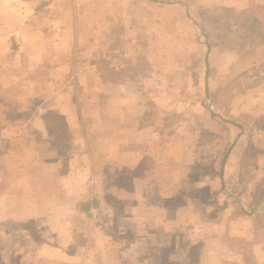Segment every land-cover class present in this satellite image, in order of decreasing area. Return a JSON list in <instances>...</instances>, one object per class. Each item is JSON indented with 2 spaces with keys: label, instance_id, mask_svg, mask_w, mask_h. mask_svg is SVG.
I'll use <instances>...</instances> for the list:
<instances>
[{
  "label": "rangeland",
  "instance_id": "obj_1",
  "mask_svg": "<svg viewBox=\"0 0 264 264\" xmlns=\"http://www.w3.org/2000/svg\"><path fill=\"white\" fill-rule=\"evenodd\" d=\"M46 1L51 7L42 4ZM72 1L77 37L106 35L95 43L98 54H85L92 50L88 41L58 40L54 0H0V264H150L152 254L158 255L157 264L169 259L182 264L187 249L194 260L206 235L241 228L224 212L236 206L234 199L214 197L220 187L214 163L239 130L212 120L210 112L232 121L251 119L246 107L264 96V66L251 67L247 59L253 42L261 40L253 31H260L264 20L254 23L247 19L252 12L245 13L233 21L235 44L224 41L209 49L207 97L205 35L188 14L209 23L212 9L224 6L220 0H172L186 2L188 13L176 3L156 8L145 0H136V6L135 0ZM113 7L117 18L129 23L106 24ZM125 25L144 35L136 52L124 51ZM245 32L250 36H241ZM92 60L99 62L97 78L136 74L147 79L148 88L152 80L158 124L169 128L159 129L152 142L160 165L168 164L153 185L134 182L140 169L132 158L122 160L124 168H110L111 153L99 145L113 136L103 133L107 128L98 117L71 113L76 105L96 113L108 95L100 78H88ZM138 96L150 92L141 88ZM254 124L264 128V119ZM257 145L263 147L264 136L249 133L239 143L235 157L245 160V149L252 166L236 161L226 179L227 191L248 209L264 191V153ZM92 199L98 203L89 217L80 208ZM7 208L13 209L10 215Z\"/></svg>",
  "mask_w": 264,
  "mask_h": 264
},
{
  "label": "crops",
  "instance_id": "obj_2",
  "mask_svg": "<svg viewBox=\"0 0 264 264\" xmlns=\"http://www.w3.org/2000/svg\"><path fill=\"white\" fill-rule=\"evenodd\" d=\"M26 1H32V0H26ZM52 1V0H50ZM62 1V2H61ZM64 1V2H63ZM149 2L150 4H155L156 8L160 5L168 6L172 5V3L176 4H182L184 5L186 12L188 13L187 3L183 2H175L172 0H145ZM57 2V4L55 3ZM218 4L232 7L238 12L245 11L247 14L252 12L251 15H248L247 19H251L254 23L260 24V20H264V11L261 10V7L264 5V0H220L217 1ZM89 3V2H88ZM134 6H136L137 1L135 0ZM13 4V3H12ZM43 5H46L47 7H51V3H42ZM96 3H93V6ZM123 4V2H121ZM54 9L56 10L55 13V27L58 28L56 30L57 34L56 37L58 40L60 39L62 42H65L66 44H75L77 41H88L92 45V50H86L87 55H93L98 54L96 50L95 43H99L97 45H100L101 38L94 33H91L89 35H84L82 37H77L75 32V26L76 21L74 18V11H76V3L72 0H68L67 3H65V0H54ZM40 5H37V7ZM122 6V5H121ZM120 5V9L122 8ZM97 7V4H96ZM95 7V8H96ZM115 7H113L111 14L109 15V9L107 10V22L110 24H114L115 22H120L122 19L117 18L116 14L113 13ZM262 12L261 14H258ZM124 17V16H123ZM188 17L191 21L195 23V25L199 26L200 29L203 31L202 26L200 25V22L194 19H191V16L188 14ZM130 18V17H129ZM135 18V17H131ZM171 21L173 20L172 17H170ZM93 20V19H91ZM169 20V19H168ZM103 21V22H104ZM129 23L130 19H124L122 23L126 22ZM94 22V21H93ZM175 22V21H174ZM94 23H99V20L95 21ZM121 23V22H120ZM101 24V23H99ZM95 27V24H93ZM112 26V25H111ZM94 31H96V28H93ZM113 28H110V31L112 32ZM137 30L136 28L132 31ZM253 34L255 37H260V42H258V39L256 42L252 44L253 50L248 54L247 61L250 62L251 67L257 66L262 62L264 66V27L260 26V31L258 29L253 31ZM141 33L139 31L130 32V29L127 30L126 25L124 26V30L120 33V38H125V46L124 51L126 53V49L130 52L134 50L136 52L137 48H140L138 41L142 38ZM205 37V36H204ZM104 38H106V35L104 33ZM102 38V39H104ZM121 39H119L117 42L120 43ZM115 40V38H114ZM60 41V42H61ZM61 42V43H62ZM206 48L207 45L209 46V49L213 46H210L208 42L204 41ZM67 44V45H68ZM115 44V43H114ZM219 46L221 44H218ZM115 46V45H114ZM112 45V47L114 48ZM215 46V45H214ZM236 46H232V49H234ZM256 47V48H255ZM72 48V46H71ZM83 48V47H82ZM151 48V45H150ZM96 52V53H95ZM210 53V52H209ZM130 54V53H129ZM206 56H207V49L205 54V63H206ZM121 58V57H120ZM208 62L209 59L207 58ZM208 62L206 63V74H205V80L204 85L206 89V78H207V84H208ZM99 62L91 61L88 63V78L90 80H98L100 77L96 74V71L98 70L96 66ZM249 65V66H250ZM129 68V67H128ZM99 71V70H98ZM264 71V70H263ZM94 73V74H92ZM90 75V76H89ZM108 77H105L107 79ZM110 78V77H109ZM100 86H103L105 99L101 104H99V110L95 113V111L91 110H85L84 108H78V105L76 107H72L71 113L77 114L78 118L80 116H83V119H88L90 116H94V120L96 117H98L102 121V125H105V128L103 130V133H108L109 136H113V138H110L108 141H104L102 145H99V148L104 151L110 152V168L120 167L124 168L127 166V163L122 161L124 159H134L135 165L134 168L140 169V172L134 176V182L138 184H148L151 185L155 184L158 181V178L160 177V174H163L160 170L163 168H168V164L166 163L164 167L160 165L161 162L159 159V150H154L152 142L154 140L157 141V137L159 136L160 130L163 132L168 131L169 128H162L161 125L158 124V97H151L153 93H151V84L152 80H150L149 88L147 84V79H143L138 77L136 74H125L123 77H118L116 80L110 78L107 80H104V77L101 76L100 78ZM263 84V83H262ZM145 86V87H143ZM97 87V86H95ZM209 87V84H208ZM141 88H145L150 92V96L148 97H140L138 96L139 90ZM150 89V90H149ZM209 91V89H208ZM207 94V89H206ZM154 100V101H153ZM252 109V110H251ZM159 110V109H158ZM246 110L250 111L251 119H248V123L235 120L232 121L225 117L224 114L219 113L215 111L219 116L215 115L213 116L210 112V118L212 120H217L220 124H229L232 123L235 125L239 133L237 137L231 142L229 145L227 151L220 155V161L217 163H214V169L216 171V177L219 179L220 187L217 189L216 195H214L215 199L222 200L224 199V195L229 196L234 199L236 202V206L231 204L228 208L224 210L227 217H230L233 224L236 226H241L240 229H236L235 232L231 231V229H224V231H215L213 233H209V236L206 235V240L203 242V248L201 252L194 258V260H190V250L187 248H190L189 245L186 246L185 243L182 244L183 247H186L187 251L184 254L182 258V264H248L247 256H250L251 259L256 264H264V208H262V203H264V191L262 196L258 199L255 207L252 209H248L245 205V203L238 197L237 195H234L227 191L226 186V179L229 170L231 169L233 164H236V161L240 163V165H245L247 168L252 166V163H248L246 159H248V153L244 149V151L241 153L242 158L245 160L237 159L235 157L236 151H238L239 143L242 142L243 139H245L249 133H252L254 135L264 136V128L255 126L254 122H256L259 119H264V96L256 99L254 103H250L249 107H246ZM70 113V115H71ZM248 114V113H247ZM80 115V116H79ZM157 115V116H156ZM249 115V114H248ZM96 116V117H95ZM71 117V116H70ZM154 117V118H153ZM97 118V119H98ZM148 119H150L148 121ZM155 120V122H153ZM162 120L165 123V120H168L167 116H164ZM160 129V130H159ZM139 134L143 137H139ZM148 136L149 138L146 139ZM116 136V137H114ZM121 137V138H120ZM156 138V139H155ZM124 141V142H123ZM256 144V143H255ZM241 146V145H240ZM257 148H263L261 149L264 153V145L263 147L257 145ZM230 149V150H229ZM87 150V149H86ZM229 151L228 155L227 152ZM222 153V151H221ZM134 154V156H132ZM227 156L226 160L224 161L225 157ZM263 156V155H262ZM258 160V159H257ZM118 165V166H117ZM171 166V165H170ZM121 174L118 173V177H120ZM254 183H257L254 181ZM152 190H157L156 187H149ZM9 196V194H6ZM1 196V194H0ZM92 207L93 205H96V202H94L96 199H92ZM251 200V199H250ZM98 203V200H96ZM88 202V201H87ZM92 207H91V214H87L86 212H83L80 208V211L85 213L87 216L92 217ZM223 208V209H224ZM8 215L11 214L13 209L7 208ZM204 210V209H203ZM207 210V209H205ZM23 212H25L23 210ZM196 227V226H195ZM245 228V229H243ZM195 230L199 232H203L204 229H197ZM195 231V232H196ZM196 232V233H197ZM207 237L208 240H207ZM210 240V241H209ZM157 242V241H156ZM147 243V242H146ZM151 242L150 249L155 248L158 244L155 243L153 245ZM196 244V243H193ZM197 244H199L197 242ZM159 246V245H158ZM192 246V245H191ZM201 246V247H202ZM188 252V253H187ZM150 260V261H149ZM148 261L150 264H157L158 261V255H150ZM169 264L172 263V260L169 259ZM159 263V262H158Z\"/></svg>",
  "mask_w": 264,
  "mask_h": 264
},
{
  "label": "trees",
  "instance_id": "obj_3",
  "mask_svg": "<svg viewBox=\"0 0 264 264\" xmlns=\"http://www.w3.org/2000/svg\"><path fill=\"white\" fill-rule=\"evenodd\" d=\"M261 10L264 11V5L261 7ZM212 11H214V13L209 23L200 21V25L202 26L206 41L210 46L217 45L218 43L220 44L224 41L233 43L231 39L232 34L235 32H233L232 29V26L234 25L233 21H239L240 17L244 16L246 12H238L234 8L228 6L214 7ZM245 34L246 38L250 36L247 34V32L241 34V36H244ZM251 36H253L252 33ZM94 202H96L97 204L96 200ZM92 203L89 201L85 202L81 207V210L90 215ZM247 260L248 264H256L250 256H247Z\"/></svg>",
  "mask_w": 264,
  "mask_h": 264
},
{
  "label": "water",
  "instance_id": "obj_4",
  "mask_svg": "<svg viewBox=\"0 0 264 264\" xmlns=\"http://www.w3.org/2000/svg\"><path fill=\"white\" fill-rule=\"evenodd\" d=\"M208 54H209V46L207 45V56H206V63L208 62L207 58H208ZM206 89H207V97H209V91H208V84H207V78H206ZM211 114L213 116L217 115L219 116L214 110L211 109ZM230 150V149H229ZM229 151L227 152L228 155ZM227 156L225 157L224 161L226 160Z\"/></svg>",
  "mask_w": 264,
  "mask_h": 264
}]
</instances>
